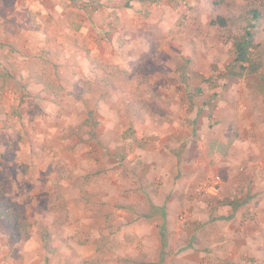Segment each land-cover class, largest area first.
Returning a JSON list of instances; mask_svg holds the SVG:
<instances>
[{
  "label": "rangeland",
  "instance_id": "obj_1",
  "mask_svg": "<svg viewBox=\"0 0 264 264\" xmlns=\"http://www.w3.org/2000/svg\"><path fill=\"white\" fill-rule=\"evenodd\" d=\"M0 68V264H264V0H0Z\"/></svg>",
  "mask_w": 264,
  "mask_h": 264
},
{
  "label": "trees",
  "instance_id": "obj_2",
  "mask_svg": "<svg viewBox=\"0 0 264 264\" xmlns=\"http://www.w3.org/2000/svg\"><path fill=\"white\" fill-rule=\"evenodd\" d=\"M135 1H157V0H135ZM254 17H259L258 11H253ZM218 22V24L225 26L227 25V20L223 17H218L217 21H212V23ZM253 28V25H250ZM252 35L250 31H247L246 35L239 41L236 42V57L234 62L240 68V70H249L250 72H255L257 70L256 65L252 62V58L250 56V49L254 46L252 41ZM248 64V66H246ZM45 70L43 72L36 70V74L33 72V77H35L39 82H45L49 78V73L47 70V65L45 66ZM41 72V73H37ZM13 77V74L8 70L0 68V84L6 85L10 78ZM21 214L18 210L13 206V204L9 201H4L0 198V224L7 228L10 232L11 236L16 238H21L23 236L28 235V226L29 223L23 221L21 219ZM48 236V235H45ZM45 240L49 243L48 239ZM45 241V242H46ZM46 243V244H48Z\"/></svg>",
  "mask_w": 264,
  "mask_h": 264
},
{
  "label": "built area",
  "instance_id": "obj_3",
  "mask_svg": "<svg viewBox=\"0 0 264 264\" xmlns=\"http://www.w3.org/2000/svg\"><path fill=\"white\" fill-rule=\"evenodd\" d=\"M222 182L223 180L221 176L212 175L196 187L194 194L198 197L217 195L220 187L222 186Z\"/></svg>",
  "mask_w": 264,
  "mask_h": 264
},
{
  "label": "crops",
  "instance_id": "obj_4",
  "mask_svg": "<svg viewBox=\"0 0 264 264\" xmlns=\"http://www.w3.org/2000/svg\"><path fill=\"white\" fill-rule=\"evenodd\" d=\"M220 176V175H219Z\"/></svg>",
  "mask_w": 264,
  "mask_h": 264
}]
</instances>
